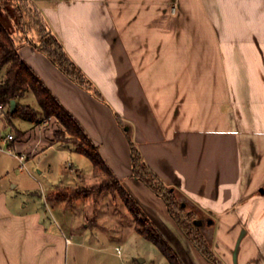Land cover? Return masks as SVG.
I'll return each instance as SVG.
<instances>
[{
    "label": "crops",
    "instance_id": "crops-1",
    "mask_svg": "<svg viewBox=\"0 0 264 264\" xmlns=\"http://www.w3.org/2000/svg\"><path fill=\"white\" fill-rule=\"evenodd\" d=\"M26 1L107 104L33 46L21 44L20 56L79 123L179 264H264V0ZM15 101L40 120L32 92ZM9 111L4 106L0 116L16 130L10 147L25 153L37 174L27 171L22 180L16 159L0 166V264H68L69 249L97 234L121 240L136 232L126 212L109 217L94 207L90 226L85 215L93 207L81 213L64 205L69 197L55 199L62 187L93 182L92 163L88 168L73 146L58 141L51 126ZM14 120L27 127L17 130ZM121 126L192 223L202 222L196 230L212 258L133 175Z\"/></svg>",
    "mask_w": 264,
    "mask_h": 264
},
{
    "label": "trees",
    "instance_id": "trees-1",
    "mask_svg": "<svg viewBox=\"0 0 264 264\" xmlns=\"http://www.w3.org/2000/svg\"><path fill=\"white\" fill-rule=\"evenodd\" d=\"M14 8L13 16L16 27L15 33H11L3 22L0 21V105L8 106L12 100H17L32 92L40 108L42 116H55L64 126L66 131L74 138L65 139L71 143L74 150L85 156L93 165L91 179L97 190H108L117 194L125 208L132 215L135 231L144 239L153 243L159 252L166 258L169 264H179L177 257L169 247L164 238L156 231L152 223L141 212L137 204L131 199L130 195L114 177L105 161L100 156L97 148L84 133L79 123L74 117L59 103L51 91L45 86L37 74L25 63L19 54V46L27 43L37 51L43 53L54 65H56L67 77L79 84L88 91H91L98 98L103 99L102 95L92 85L91 81L83 74L77 65L69 58L65 49L53 34L39 9L30 1L11 0ZM8 116L20 117L31 122H39V113L29 105L17 104L13 111L7 112ZM119 123L121 121L119 119ZM58 141H64L60 133L55 135ZM77 140L83 141L78 144ZM131 150V164L133 175L144 182L166 203L171 217L181 227L187 238L201 251L203 255L212 258L206 242L193 225L192 219L185 208L181 207L174 197V191L169 189L166 193L158 191L157 184H165L145 163L141 153L135 143L128 137ZM80 181L84 180L80 175ZM157 182V183H155ZM93 188V187H92ZM68 188H66L67 190ZM65 192L55 193V199L64 200L68 196ZM134 264H156L154 261H145Z\"/></svg>",
    "mask_w": 264,
    "mask_h": 264
},
{
    "label": "rangeland",
    "instance_id": "rangeland-1",
    "mask_svg": "<svg viewBox=\"0 0 264 264\" xmlns=\"http://www.w3.org/2000/svg\"><path fill=\"white\" fill-rule=\"evenodd\" d=\"M13 13L15 14L14 8L11 4V0H0V21L3 22L5 26L9 29V31L14 34L15 31H17L18 26L16 27L14 18L10 19V16H13ZM88 92L104 104H107L104 97L103 99H100L91 91ZM109 106L111 107V105ZM115 115L118 114H116L115 112ZM2 117L3 116H0V139L1 137L7 136L8 134H12L13 136H15L16 130L12 126H9L8 124L6 125ZM38 123H42L45 126H51L53 128L54 136L56 135V133H60V137L62 139L70 138L73 139V141H76L74 138L71 137V135L66 131L64 126L55 116H41ZM13 125L15 126V128H17V130L27 127L26 124L17 120L13 121ZM121 127L123 128V131H125L127 141L129 137L134 142L131 132L125 130L126 126ZM55 138L57 139L56 136ZM65 139L62 142L71 145V143L67 142ZM17 142L18 140L15 139L13 142L9 143V146H11V144L16 146ZM77 143L82 144L83 141L77 140ZM77 157L83 159L84 161H88L86 162V165L88 164V168L91 167V162L88 160V158L80 154ZM15 159L16 158L14 156H11L9 154H3L0 156V166L3 167L5 164H16L15 161L17 159ZM24 169L25 171L22 172L21 175H19L22 180H25V174L27 173V171L37 174L36 170L32 171L30 169L29 163L27 162ZM84 170H86V167H84ZM43 177H45V175ZM94 183L95 181H89L88 184L79 183L77 188L67 190L65 187L60 188L61 192L67 193L68 191V194H66L69 197L67 201L68 203L64 205L75 206L76 209H78V212L81 213H85L88 207H93L91 208V212L86 213L85 215L87 219L86 222L90 226L95 223L92 217L95 216V211L93 209L97 206H99V208H97V214L104 212V214H107L109 217L111 215L116 217L118 213L126 212L128 213L127 215H130L129 217L133 220L132 215L125 208L121 198L117 194H113L108 190H97V188H95L93 185ZM157 189L163 194L166 193L169 189L173 190V188L169 186H161L158 184ZM174 197L176 199V202L181 207H184L178 200L175 191ZM197 231L198 230H196L195 232ZM118 248H120V254L117 252ZM69 255L71 259L69 260L68 258V264H134L139 258H143L145 259V261H154L156 264H169L166 258L156 248V246L150 241L141 237L137 232L133 234H125V236L121 240H110L105 233L97 234V236H95V238H93L90 242L88 241L86 245L72 246L69 249Z\"/></svg>",
    "mask_w": 264,
    "mask_h": 264
},
{
    "label": "built area",
    "instance_id": "built-area-1",
    "mask_svg": "<svg viewBox=\"0 0 264 264\" xmlns=\"http://www.w3.org/2000/svg\"><path fill=\"white\" fill-rule=\"evenodd\" d=\"M4 106L0 105V111L3 110ZM15 140V136L12 134H8L5 137H1L0 141V155L2 154H9L11 156H14L21 168H24L26 166V154L25 153H17L13 148L9 146V143L13 142ZM67 168H71V163H68ZM68 243H70V240H66ZM117 252L120 254V248L117 249Z\"/></svg>",
    "mask_w": 264,
    "mask_h": 264
},
{
    "label": "water",
    "instance_id": "water-1",
    "mask_svg": "<svg viewBox=\"0 0 264 264\" xmlns=\"http://www.w3.org/2000/svg\"><path fill=\"white\" fill-rule=\"evenodd\" d=\"M15 106H16V101H15V100H12V101L10 102V110L13 111V109L15 108ZM183 206H184V205H183ZM193 224L196 225V226H199V225L202 224V222H201L200 220H194V221H193ZM138 262H139V263H143V262H145V259H143V258H139V259H138Z\"/></svg>",
    "mask_w": 264,
    "mask_h": 264
}]
</instances>
